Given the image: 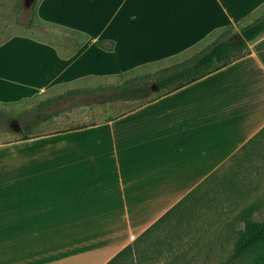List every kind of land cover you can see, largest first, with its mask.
Returning <instances> with one entry per match:
<instances>
[{
    "label": "crops",
    "instance_id": "crops-1",
    "mask_svg": "<svg viewBox=\"0 0 264 264\" xmlns=\"http://www.w3.org/2000/svg\"><path fill=\"white\" fill-rule=\"evenodd\" d=\"M263 8L264 0H40L41 19L87 40L69 56L30 36L0 42V100L172 65ZM250 49L121 114L0 141V264H106L180 203L264 128V35ZM77 123L89 125L68 129Z\"/></svg>",
    "mask_w": 264,
    "mask_h": 264
},
{
    "label": "rangeland",
    "instance_id": "rangeland-1",
    "mask_svg": "<svg viewBox=\"0 0 264 264\" xmlns=\"http://www.w3.org/2000/svg\"><path fill=\"white\" fill-rule=\"evenodd\" d=\"M39 2L0 0V42L15 36H30L63 44L68 40L69 44L76 38L70 29L33 22L34 10ZM263 13L264 8L232 29L227 26L216 30L208 41L229 36L230 31L238 30L244 22L254 20ZM201 49L186 52L180 59H187ZM158 68L143 66L117 76L87 77L83 81L59 85L48 92L17 101L0 100V141L19 139L25 134L19 115L26 111V117L31 118V133H44L54 127L68 125L73 119L78 122L101 119L133 109L160 96L164 90L153 86L149 99H119L113 96L114 88L129 77H134L135 82L154 85L161 74L158 71L163 67ZM56 110L61 112L58 118L53 114ZM46 115L54 117L45 121L43 117ZM227 167L228 163L224 170L154 226L142 240L144 253L141 255V250L135 252L134 258L129 256L130 261L133 264H238L239 260L232 258V253L239 231L244 226L243 214L254 208V216L264 219V133L256 138L254 150L237 162L234 168Z\"/></svg>",
    "mask_w": 264,
    "mask_h": 264
},
{
    "label": "trees",
    "instance_id": "trees-1",
    "mask_svg": "<svg viewBox=\"0 0 264 264\" xmlns=\"http://www.w3.org/2000/svg\"><path fill=\"white\" fill-rule=\"evenodd\" d=\"M38 4L34 10V16L32 21L40 24L51 26L53 28H64L62 25L45 21L37 16ZM234 28V25H230L229 29ZM77 35V38L68 40L63 44L62 42H55V44L61 49L62 53L66 56L71 55L77 51L87 40V35L84 32L71 30ZM264 35V13L249 22H244L240 28L236 31H230L229 36H221L213 39L200 51L196 52L187 59L176 62L172 65L163 67L158 72L160 76L155 80L154 85L149 82L139 83L134 77L124 78L121 80L113 91V96L119 99H149L153 94V86L158 89L164 90L163 94H169L180 88H183L189 84H192L203 77L216 72L225 66L229 65L238 58H241L250 53V42L260 38ZM45 42H52L48 39H41ZM3 41V40H2ZM97 44L109 48L104 44V40L98 39ZM70 47V50H63L62 47ZM159 97V96H158ZM151 98L150 100H154ZM5 112V111H2ZM27 111L20 114V121L23 123L25 134L17 140L30 139L40 134L31 133L32 124L31 118L26 117ZM55 115L60 114V111H55ZM13 116V115H12ZM53 115H46L44 120H49ZM18 120V119H17ZM88 123H77L70 126L68 129H78L88 126ZM264 133V128L247 144H245L241 150L235 153L226 163L220 168L214 171L207 179L203 181L195 190L187 195L180 203H178L173 209L168 211L163 217L149 227L143 234H141L134 242L123 248L115 257H113L106 264H133L130 261L129 256L135 255V252L141 255L144 253L142 248L143 238L149 234L153 227L158 225L168 215L172 213L184 200L191 196L194 192L199 190L206 182L218 174L219 171L228 163V167L234 168L235 164L239 162L246 154L254 150V142L259 135ZM227 167V168H228ZM224 170V169H223ZM254 208H249L242 216L244 226L240 229L237 240L234 243L232 258L238 259V264H264V219L256 218L254 216Z\"/></svg>",
    "mask_w": 264,
    "mask_h": 264
}]
</instances>
